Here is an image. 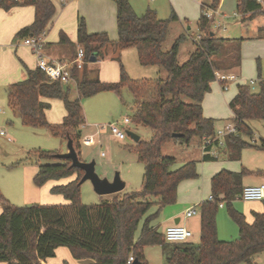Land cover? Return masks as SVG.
Here are the masks:
<instances>
[{"label":"trees","instance_id":"trees-1","mask_svg":"<svg viewBox=\"0 0 264 264\" xmlns=\"http://www.w3.org/2000/svg\"><path fill=\"white\" fill-rule=\"evenodd\" d=\"M112 1L116 7L117 49L134 48L141 66L155 65L159 68L158 77L131 79L120 64L119 80L107 83L88 77L85 71L73 70L77 95L73 99L68 85L50 81L39 69H29L22 64L24 79L8 85L5 93L7 105L21 125L41 127L52 136L66 141L70 139L80 159V139L85 124L80 99L107 91L120 96L121 90L127 88L134 105L131 122L151 130L150 138L139 139L134 147L137 161L143 165L142 188L135 192L115 193L111 200L99 204L85 205L80 202L82 170L72 167L69 160L56 158L55 151L29 153L18 164L31 160L37 166L32 179L36 187L50 180L74 178L49 190L53 195H61L65 204L16 206L0 195V264H44L45 259L54 257L58 247L68 248L75 259H91L93 264H127L129 256L137 264H142L144 246L163 245L165 242L163 234L149 224L156 213L145 217L147 210L153 204L162 208L174 203L179 182L197 176L192 162L171 170L176 158L165 155L163 147L172 143L188 148L194 141L201 146L202 138L214 136V119L204 117L201 105L204 94L209 92L216 79L217 63L212 58H222L227 68L238 66L239 39L217 37L210 27L212 21L205 17L204 7H201L198 19L202 32L200 39L193 41L194 49L185 61L179 63V45L185 37L179 35L168 49H164L169 20L160 19L151 9L137 14L129 0ZM219 3L220 0H210L207 8L215 10ZM236 3L243 23L264 16V0H236ZM14 6H31L34 10L32 22L14 34V41L43 34L55 14L51 0H0L1 9L8 10ZM175 19L172 12L170 20ZM109 43L106 33L88 34L84 19H77L76 45L82 47L86 61L92 57L97 60ZM58 44L73 43L60 33ZM236 91L228 103L231 120L236 133L249 136L248 122L264 119V80L258 78L256 91L240 84L236 85ZM42 98L62 102L66 114L60 123L47 121L45 111L50 105ZM236 133L227 135L225 139L232 153L238 154L249 144L239 139ZM173 134L178 136L173 137ZM212 146L210 144L205 151L208 152ZM259 147L264 149V141ZM202 159L208 161L214 157L202 154ZM229 159H232L230 154ZM41 160L51 163L41 164ZM258 173L243 168L237 173L220 170L214 174L210 179L213 199L200 203L199 242L196 245L188 241L176 243L167 255L166 264H241L264 254V201L261 212L251 213L250 222L231 205L242 189L241 178ZM219 203H226L229 207V216L238 228V240L217 238L215 216ZM142 218V226L135 238Z\"/></svg>","mask_w":264,"mask_h":264},{"label":"rangeland","instance_id":"rangeland-1","mask_svg":"<svg viewBox=\"0 0 264 264\" xmlns=\"http://www.w3.org/2000/svg\"><path fill=\"white\" fill-rule=\"evenodd\" d=\"M51 1L55 5L56 12H59L61 3L57 0ZM71 2L74 1L67 0L62 4L67 6ZM129 3L137 14H142L146 9H151L156 12L160 19L169 20L166 41L163 45L164 49H168L179 35L185 37L179 45L177 55L179 63L187 59L188 54L194 49L193 41H196L198 35L202 33L198 27L200 4L203 5L204 11H212L213 17L210 27L217 37L239 39L240 65L236 72L239 81L228 83L227 90L221 89L222 94H224L223 100L214 98L206 108L214 115L213 127L214 136H216L218 130H223L228 123H232L231 114L227 107L228 102L225 101V98L231 99L233 97L236 92V85H247L249 80H254L256 82L254 91H256L258 89V78L264 80V27H262L264 26V16H257L249 23H243L241 15L236 9L235 0H220L215 10L207 8L210 0H129ZM91 7V0H79L74 3L70 11L72 14L81 12L91 20ZM172 12L176 15L175 20H170ZM233 14H236V16L234 17ZM82 17L85 19V16ZM214 25H218V27H214ZM259 27L263 28L261 32H258ZM19 41L13 39L7 41L0 37V128L12 139L11 142H7L5 137L0 136V195L16 206L32 203L52 204L55 203L52 200V198H55L53 194L49 192L42 193L39 187L32 183V177L37 170V166L31 160L23 164H18V162L26 159L29 153L37 150L55 151L57 154L63 153L66 140L50 135L44 128H30L21 125L18 117L12 113L7 105L6 87L23 80L25 75L22 65L25 62L21 55L32 57L31 51L23 47L21 42L18 46H15L16 42ZM212 59L217 63L218 73L236 71L235 69L229 70L227 63L224 64L222 58L213 57ZM142 70V68L137 67L136 71L131 70V73L140 76ZM150 75L153 77L154 72L152 71ZM226 77L227 74L216 75L212 87L215 89L220 88V83H224ZM10 80L11 82H8ZM70 88L71 98L74 99L76 98L75 88L72 85ZM211 94L215 95L214 93ZM222 94L218 92L219 96ZM80 106L85 119L82 136H92L93 138L90 144L80 142V159L82 157L85 161L93 160L95 162V172L99 177L111 180L117 172L126 183V191H140L143 181V165L137 161L134 152L135 142L128 136L124 140H118L112 136L107 128L101 129V126L117 123L124 131L129 130L137 134L140 140L150 138L151 130L148 127L136 125L133 122L129 124L121 122L124 117L129 118L131 121L134 112L131 93L127 88L121 90L120 96L113 92H100L91 97L80 99ZM58 108L53 106L48 116L59 119L61 111ZM248 126L251 129V135L236 133V136L249 146L242 149L238 154L232 153L226 142V136L221 137L220 142L222 145L213 144L211 148V155L214 159L203 163L207 166L216 163L217 165L224 164L228 167L232 166L235 171L245 168L260 172V174L243 176L240 180L242 187L264 184V149L259 147L264 141V119L251 120L248 122ZM163 153L176 158L172 170L178 169L187 162H192L196 172H198L203 165L201 146L196 141L188 148H181L170 143L163 147ZM229 154L232 157L230 160L228 159ZM40 163L51 162L41 160ZM209 173H202V175L199 173V176L194 180L184 179L180 181L177 187L176 201L163 208H157L155 213L157 215L164 214L166 210L170 209L175 211L177 214L175 217L180 218L182 222L186 207L189 205L188 209H190L196 206L197 214L189 220H197L200 216V203L208 200L209 187L205 186L203 179L204 182L206 179L208 184ZM112 197V194L102 196L96 194L89 181L80 184V202L82 204H99L102 199L109 198L111 200ZM60 198L62 199V197ZM231 205L234 210L242 213L248 222L252 220V211L258 212V209H263V201L247 202L235 199ZM152 206L149 207L146 214L151 212ZM228 209L226 203H223V207L217 209L215 216L217 236L222 241L238 240V228L230 218ZM143 220L144 218H142ZM139 228L140 225L138 224L135 238ZM160 229H162V226ZM161 234H164V232ZM197 241L199 242V239ZM191 243L197 244L196 242ZM174 246H176V243L168 242H164L163 245L144 246L142 251L144 263L142 264H166L167 255ZM54 262L66 264L57 257ZM254 262L264 264V254L257 255L249 262L241 264H253Z\"/></svg>","mask_w":264,"mask_h":264},{"label":"crops","instance_id":"crops-1","mask_svg":"<svg viewBox=\"0 0 264 264\" xmlns=\"http://www.w3.org/2000/svg\"><path fill=\"white\" fill-rule=\"evenodd\" d=\"M71 1H74V2H71L67 6H64L62 4V2L58 1L59 3H61V9L59 12H56V8H55V14L51 18L50 22L47 24L46 29L43 33L42 42H41V46H40V52L42 53V55L44 57L49 58V59H53V60H58V61L72 59L75 56L76 48H77V45H76L77 19L79 17L85 16V19H84V17H82V18L85 20V27H86L87 33L88 34L106 33L110 43L101 50V56L97 60H95L94 62L89 61L88 63H86L83 66V68L81 70H78L79 72L85 71L88 77H90V78L96 77L101 82H115V81L117 82L119 80V69H120V64H121L123 66V68L125 69L127 75L131 79H153V78H156L159 76L160 71H159V68L157 66H155V65L141 66L138 63L137 52L134 48H126V49H123L120 51L117 49V47L115 45V42L117 41V30H116V19H115L116 7H115V3L112 0H91L92 1L91 20H89L88 17L81 12L78 14L77 13L72 14L70 10L74 6V3L75 2L77 3V1H79V0H71ZM199 6H200V13H201V7H203V5L200 4ZM33 14H34V10H33V7H31V6H14L8 10H4V9L0 8V37L2 39L7 40V41L8 40L12 41L14 34L20 28L27 26L32 22ZM233 16L235 17L236 14H233ZM247 23H249V22H247ZM247 23H245V24H247ZM262 27H264V26H262ZM262 27L258 28V32L262 31V29H263ZM223 30H225V28H223ZM60 33L65 34L67 36V38L69 39L70 43H73V44L72 45H59L58 40H59ZM229 39H234V38H229ZM19 43L20 42H16L15 46H18ZM22 46L29 49L31 51V54H32V57L27 56V55H25V56L21 55L22 59L25 62L24 65L29 69L36 68L37 57L35 56L33 51L28 46H25L23 44H22ZM239 52H240V49H239ZM239 65H240V62H239ZM239 65L229 68V70L235 69L236 71L231 70L227 73L216 72V75L227 74V77L232 75V76H234L235 79L232 81H225L224 83H220V88H218V89H215L214 87H212L214 81L211 83L210 90H209V92L204 94L202 104H201L204 117L214 119V115L212 113H210L209 111H207L206 108H207L208 104L211 103L212 99H214V98L216 100L218 98H221V100H223L224 94H222V92H223L222 90H224V91L227 90V89H224V87L228 86V83L239 81L238 76L236 74V72L239 69ZM137 67H140L143 69L140 76L139 75L137 76V74L131 73V70L136 71ZM138 71H140V70H138ZM152 71L154 72L153 77L150 75ZM143 76H147V77H143ZM24 77H25V75H24ZM24 77H23V79H24ZM8 82H11V80ZM71 85L74 86V83H72L68 86L70 87ZM218 92H220L222 95L219 96ZM236 92L234 93L233 97L235 96ZM211 93H214L215 95H213ZM75 95H76V91H75ZM231 99L225 98V101H227L229 103V101ZM42 100L45 102H48L50 105V108L45 111V117L48 120V122L51 124L60 123L62 121V118L66 114L62 102L58 99H44V98H42ZM228 103H227V107H228ZM53 106H56L57 108L59 107L58 109L61 111L59 119H53V118L48 116V114H49V112ZM228 110L230 111L229 107H228ZM230 114H231V111H230ZM84 122H85V119H84ZM82 130H83V128H82ZM66 150L67 149L65 147V150L63 152H65ZM209 155H211V154H209ZM81 159L83 161H85V159H83L82 157H81ZM228 159H229V155H228ZM203 163H207V161H204L202 159V164ZM222 166H225V165L224 164L217 165V163H216V164H211L210 166H207L206 164H203L201 166V168L198 170V172H196L197 176L195 178H189V180L196 179L199 176V173H201V175H202V173L205 174L206 172H210L209 173L210 175H208V184L206 182V179H205V182L203 179V183L205 184V186L207 188L209 187V193H208V197H209V195H211V193H210V179L214 174L218 173L220 170H228V171L235 172V173L239 172V171H235L232 166L231 167H228V166L222 167ZM171 170H172V166H171ZM249 171H254V170H249ZM36 172H37V170L34 172V175ZM73 178L74 177L71 176V177H68L65 179H60L57 181L50 180V181H47L41 187H39V189L42 193H48V192L50 193L49 190L52 186L57 185V184H64V183L72 180ZM32 179H33V177H32ZM201 181H202V179H201ZM32 183H33V181H32ZM122 191H126V183H125V187ZM53 196L55 198H52V200L55 203H52V204H65L66 203L65 199L61 195H53ZM60 197H62L63 200ZM176 199H177V197H176ZM203 199H205V198H203ZM105 200H110V199L109 198L104 199V200L102 199V201H105ZM166 206H168V205H166ZM157 208H158V205L153 204V206L151 207V212L145 214V217H147L148 215L155 214ZM188 208H189V205L186 207L185 213H186V210ZM192 208H194L195 214L192 215L191 217H186L185 213H184L182 222H181L180 218L175 217L177 215L175 213V211L169 209V210H166L164 214L162 213L163 215L162 214L157 215V213H156L155 217H153V219H151L149 224H150V226L154 227L159 233H162V232H164L166 227L171 226V225H176V223H177L178 225L184 226L185 228H187L188 230L191 231L192 236L188 240V242H190V243L196 242L197 243L198 242L197 239H199V236H200V216L197 218V220H193V221L189 220L197 214L196 206H193ZM261 211L262 210L258 209V212H261ZM0 212H1V207H0ZM252 212H257V211H252ZM140 223H139V225L141 228L143 221L141 220ZM161 226H162V229H160ZM140 228L137 232L136 237L139 234ZM216 232H217V230H216ZM194 237H195V239H194ZM217 238H219V236H217ZM56 257L59 258L60 261L65 262L66 264L67 263L68 264H93V261L91 259H75V258H73L69 249L66 247L56 248L54 257L45 259L43 261V263L44 264H58V262L57 263L54 262ZM254 264H257V263L254 262Z\"/></svg>","mask_w":264,"mask_h":264},{"label":"built area","instance_id":"built-area-1","mask_svg":"<svg viewBox=\"0 0 264 264\" xmlns=\"http://www.w3.org/2000/svg\"><path fill=\"white\" fill-rule=\"evenodd\" d=\"M59 2L64 3L66 0H58ZM204 15L208 20L212 19V11L206 10L204 11ZM214 27H218V25H214ZM201 35V34H200ZM200 35H198L195 42H198L200 39ZM43 34L37 37H28L22 39L21 42L23 45L28 46L35 56L37 57L36 68L42 71L45 76L50 81H58L62 85H70L75 83L74 78L72 77L73 70H81L83 66L88 63L90 60L86 61L84 59V53L81 46H77L75 56L72 59L67 60H53L46 58L40 52V46L42 42ZM224 78V77H223ZM226 81L234 80V76L230 75L225 78ZM251 91L255 90L256 82L254 80H249L248 84ZM227 89V86L224 87ZM123 124H129L131 121L129 118L124 117L121 121ZM107 128L113 137L118 140H124L127 137L126 131L121 129L117 123H109L107 126H101V129ZM236 130L233 123H228V125L223 130H218L216 136L202 138L201 142V151L202 154H212L211 149L207 152L205 148L210 144H218L222 145L220 142L221 137H225L229 134H235ZM0 136L5 137L7 142H11L12 139L6 134V132L0 128ZM92 136H81L80 142L84 144L92 143ZM212 196L209 195L208 200L212 201ZM237 199H241L243 201L251 202V201H264V184L252 185V186H244L242 187ZM219 207H223V203L218 204ZM195 214L194 208H190L186 211L185 216L191 217ZM192 236L190 230L181 225H171L166 227L164 230V241L168 243H183L187 242ZM134 261L132 256H129L127 259V264H130Z\"/></svg>","mask_w":264,"mask_h":264},{"label":"water","instance_id":"water-1","mask_svg":"<svg viewBox=\"0 0 264 264\" xmlns=\"http://www.w3.org/2000/svg\"><path fill=\"white\" fill-rule=\"evenodd\" d=\"M95 58L92 57L90 62H94ZM126 134L134 142L139 141V136L132 131L127 130ZM173 137H177L178 134H173ZM66 151L63 153H58L55 155L58 159L69 160L72 167L78 168L83 171V174L79 180L81 184L84 181H89L93 187V190L96 194L102 195H111L118 192H121L125 187V182L120 178L119 174L116 172L111 180L107 178L99 177L95 172V162L91 161H82L78 158L76 151L72 145V141L67 139L66 141ZM177 224V223H176ZM132 264H137L134 261Z\"/></svg>","mask_w":264,"mask_h":264}]
</instances>
